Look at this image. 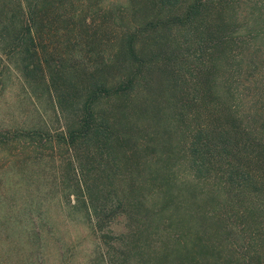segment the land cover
<instances>
[{
	"label": "trees",
	"instance_id": "1",
	"mask_svg": "<svg viewBox=\"0 0 264 264\" xmlns=\"http://www.w3.org/2000/svg\"><path fill=\"white\" fill-rule=\"evenodd\" d=\"M47 1L16 0L20 16L12 14L10 19L19 25L21 18L22 28V14L27 41L15 36L14 42L21 45L9 55L18 54L26 77L41 80L49 93L61 121L57 142L71 153L81 206L89 219L96 220L93 230L101 231L99 237L105 239L103 222L116 214L108 211L113 179L109 166L117 175L124 159L145 146L141 137L132 134L131 121L135 123L139 111L150 114L155 106H162L156 90L169 76L161 94L170 88L176 93L175 116L184 121L183 135L188 130L190 142L187 163L197 184L211 189L202 197L210 205L189 217L198 222L200 231L191 223L195 231L187 236L172 229V238L163 244L147 243L146 250L140 244L135 254L138 264H264V51L260 48L264 0H245L249 10L239 7L242 0H145L139 9L143 22L119 29L108 62L85 70L67 68L60 53L59 61L45 58L37 26L46 15ZM239 9L245 12L235 15ZM231 43L236 45L235 55ZM230 60L238 61L232 69L234 85L213 77L226 63L234 64ZM126 148H132L130 156ZM161 165L154 172L162 180L164 195L160 208L153 211L155 216L167 211L171 217L181 210L175 200L184 183L172 179L174 172ZM190 186L191 197L199 194L195 184ZM139 189L146 190L143 183L139 182ZM122 198L117 195L116 208L129 219L131 202ZM137 232L142 243L145 232L139 226L120 235L130 236V243L128 249L124 245L117 264L131 256V237L135 240ZM207 235L218 239L217 246ZM201 242L205 251L198 248Z\"/></svg>",
	"mask_w": 264,
	"mask_h": 264
},
{
	"label": "rangeland",
	"instance_id": "2",
	"mask_svg": "<svg viewBox=\"0 0 264 264\" xmlns=\"http://www.w3.org/2000/svg\"><path fill=\"white\" fill-rule=\"evenodd\" d=\"M16 3V0H0V264H117L124 245L128 249L130 243V236L124 239L120 235L125 236L139 226L144 229L145 240L138 243V232L135 240L132 236L134 250L122 263L138 264L135 254L140 244L145 250L147 243L163 244L172 238V229L186 236L191 231H200L198 222H191L189 217L203 206L209 207L210 200L203 201L202 197L211 189L197 184L188 166L186 149L190 142L188 130L183 135L184 121H178L175 116L176 93L170 88L161 94L169 76L154 95L162 106L159 109L155 106L150 114L139 111L135 123L131 121L132 134L137 139L141 137L145 146L139 153L136 149L132 158V148L125 149L130 157L120 164L117 175L109 164L113 179L110 191L105 192L108 191V211L113 209L116 214L103 222L105 239L99 237L101 231L93 230L96 220L89 219L81 206L71 153L57 142L56 131L61 121L49 93L41 80L26 77L20 69L18 54L9 55L21 45L14 42L15 36H24L27 41L22 14V28L21 18L19 25L11 20L12 14L20 16ZM144 3L145 0H48L46 15L37 26L39 40L46 50L45 58L59 61L60 53L63 65L69 69L85 70L107 63L117 47V31L143 22L139 9ZM239 5L249 10V2L242 0ZM244 12L239 9L235 15ZM233 18L237 25V17ZM92 21L95 24L90 25L91 29L87 24ZM229 48L235 55L236 45L231 43ZM260 48L264 51V43ZM229 62L234 64L226 63L213 77L218 81L228 79L234 85L232 69L238 61ZM162 163L164 170L174 172L172 179L184 183L177 199L181 203L175 200L181 210L171 217L167 211L159 216L153 211L160 208L164 195L162 180L154 172V167H161ZM139 182L146 190L139 189ZM192 184L199 192L194 197L190 196ZM113 188L118 197L123 195L122 201L131 202L130 216L134 218H126L116 208L117 195ZM191 200L196 204H191ZM191 223H195V230ZM210 237L207 235L210 244L217 246L218 239ZM202 245L201 242L198 248L205 251Z\"/></svg>",
	"mask_w": 264,
	"mask_h": 264
}]
</instances>
